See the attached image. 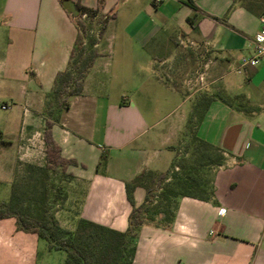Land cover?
Here are the masks:
<instances>
[{
	"label": "crops",
	"instance_id": "crops-1",
	"mask_svg": "<svg viewBox=\"0 0 264 264\" xmlns=\"http://www.w3.org/2000/svg\"><path fill=\"white\" fill-rule=\"evenodd\" d=\"M67 4L0 0V108L8 104L0 193L11 191L18 163H45V95L77 35ZM263 10L264 0L102 1L99 56L51 127L61 156L76 161L65 170L72 177L55 212L60 226L73 230L82 218L125 231V183L142 171L166 173L194 102L221 93L236 98L233 105L214 98L195 127L223 157L211 170V200L177 197L169 219L146 217L132 262L264 264V66L240 67ZM144 198L137 186L134 205ZM50 251L36 234L17 230L13 217L0 219V264H41Z\"/></svg>",
	"mask_w": 264,
	"mask_h": 264
},
{
	"label": "trees",
	"instance_id": "trees-1",
	"mask_svg": "<svg viewBox=\"0 0 264 264\" xmlns=\"http://www.w3.org/2000/svg\"><path fill=\"white\" fill-rule=\"evenodd\" d=\"M61 1L64 5L71 3L78 12L74 14L67 9L74 18L77 35L67 66L57 73L52 89L45 95L42 132L45 163L42 166L26 164V171L36 174L28 191L19 190L16 178L13 179L8 200H0V219L13 217L17 230L36 234L46 241L49 250L63 251V264H133L134 238L146 217L161 214L166 220L169 219L172 204L177 197L211 200V170L222 164L223 157L217 148L196 135L195 127L214 98H219L227 105H233L236 98L221 93L200 96L192 106L185 129L186 132L187 129L193 130L190 140L191 161H177L167 173L156 175L150 170L142 171L125 183L127 199L131 204L125 231H117L82 218L77 220L73 230L63 228L55 212L65 192L61 186L54 185L51 174L59 169L64 178L70 179L72 176L65 170L67 166L76 164V161L61 156L60 147L52 138L51 127L69 106L70 98L82 92L84 78L99 56L95 44L102 37L105 17L100 13L103 0H97L96 8L82 6L77 1ZM212 152L216 154L215 157H212ZM106 158V153L102 152L98 168L104 165ZM205 172L209 175L208 179L202 176ZM147 177L155 184L147 186L144 182ZM26 179L28 182L31 176L28 174ZM137 186L144 187L145 198L136 206L133 191Z\"/></svg>",
	"mask_w": 264,
	"mask_h": 264
},
{
	"label": "rangeland",
	"instance_id": "rangeland-1",
	"mask_svg": "<svg viewBox=\"0 0 264 264\" xmlns=\"http://www.w3.org/2000/svg\"><path fill=\"white\" fill-rule=\"evenodd\" d=\"M96 28V27H95ZM93 28V29H95ZM95 33V32H94ZM115 91V90H113ZM116 92V91H115ZM114 98H120L119 96L116 97V95H113V93L110 95V99ZM7 113V111H4L0 108V118ZM193 131V130H192ZM191 130L187 132L184 131V135L182 136V139L180 142L172 147L173 151V158L171 159L168 168H166V173L171 170L173 167V164L176 163L177 161H191L190 155L192 151V146H191ZM212 157H215V153H211ZM26 164L27 163H18L16 167V172L14 174V178H16V181L18 182V188L19 190H26L28 191L31 187V184H33L34 179L36 177V174L34 172L28 173L26 170ZM28 174L31 176V179H28V182H26V178ZM204 178L208 179V173L205 172L204 175H202ZM51 179L54 182V185H59L63 188L62 184L66 182L68 179L64 178V176L60 173L59 169L54 171L51 174ZM144 182L147 186L154 185L155 183L151 182L148 177L144 179ZM64 190V188H63ZM9 192H10V187L8 188L7 192H1L0 193V200L6 201L9 198ZM65 192V190H64ZM66 193V192H65ZM30 195V194H29ZM65 198V195L63 196L62 200L63 201ZM65 258V253L63 251H50L48 254L43 253V256L40 257V263L41 264H63Z\"/></svg>",
	"mask_w": 264,
	"mask_h": 264
},
{
	"label": "built area",
	"instance_id": "built-area-1",
	"mask_svg": "<svg viewBox=\"0 0 264 264\" xmlns=\"http://www.w3.org/2000/svg\"><path fill=\"white\" fill-rule=\"evenodd\" d=\"M154 1L160 2L161 0ZM244 66H264V10L258 17V29L252 40V49L240 59V67ZM7 108L8 104L1 105V109Z\"/></svg>",
	"mask_w": 264,
	"mask_h": 264
},
{
	"label": "water",
	"instance_id": "water-1",
	"mask_svg": "<svg viewBox=\"0 0 264 264\" xmlns=\"http://www.w3.org/2000/svg\"><path fill=\"white\" fill-rule=\"evenodd\" d=\"M67 7H68V9H70L74 14H78V12L74 10V7H73L72 4H69V3H68V4H67Z\"/></svg>",
	"mask_w": 264,
	"mask_h": 264
}]
</instances>
